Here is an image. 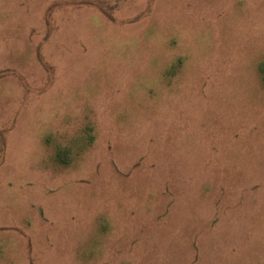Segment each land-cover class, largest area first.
I'll use <instances>...</instances> for the list:
<instances>
[{"label":"rangeland","instance_id":"rangeland-1","mask_svg":"<svg viewBox=\"0 0 264 264\" xmlns=\"http://www.w3.org/2000/svg\"><path fill=\"white\" fill-rule=\"evenodd\" d=\"M0 264H264V0H0Z\"/></svg>","mask_w":264,"mask_h":264}]
</instances>
